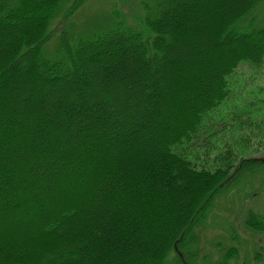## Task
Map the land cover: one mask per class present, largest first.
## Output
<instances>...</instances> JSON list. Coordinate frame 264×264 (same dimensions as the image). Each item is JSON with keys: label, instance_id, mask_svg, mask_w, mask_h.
Wrapping results in <instances>:
<instances>
[{"label": "trees", "instance_id": "16d2710c", "mask_svg": "<svg viewBox=\"0 0 264 264\" xmlns=\"http://www.w3.org/2000/svg\"><path fill=\"white\" fill-rule=\"evenodd\" d=\"M64 1L0 0V29L15 33L3 47L10 63L0 65V85L13 79L17 90H0V264H199L197 230L216 200L242 177L264 171V162L230 157L236 152L230 146L220 148L227 156L210 168H198L189 158L206 138L220 133V124L256 130L264 145V87L248 90L224 81L243 65L264 66V24L258 25L264 0H235L224 7L217 0H180L191 15L181 14L178 28L171 14L179 0H142L139 21L128 22L113 10L80 27L75 16L89 0H73L67 7ZM202 4L207 9L194 16ZM58 17L63 28L56 33ZM174 28L193 44L188 55L175 45ZM212 38L231 46L222 49ZM246 42L253 44L246 49ZM133 54L141 74L146 67L161 72L165 61L173 65V76L153 83L174 111L168 126L154 123L156 114L144 124L157 127L166 140L153 146L140 141L138 147V133L109 131L113 119L101 110L87 119L70 116L77 113L74 107L99 109L110 99L98 85L83 100L81 86L71 91L92 63L112 60L103 71L107 77ZM24 73L30 77L19 82ZM135 84L143 91L141 79ZM60 85L71 88L60 93ZM42 91L64 97L57 110L63 123L57 116L51 120L42 104H30L18 117L23 97L30 93L35 102ZM114 97L122 105L143 102L140 93ZM210 117L213 126L201 131ZM86 129L81 142L71 143ZM247 137L239 142L245 144ZM41 194L46 202H37ZM246 227L264 233V214L251 212ZM238 252L228 248L218 264H231Z\"/></svg>", "mask_w": 264, "mask_h": 264}, {"label": "rangeland", "instance_id": "374dc122", "mask_svg": "<svg viewBox=\"0 0 264 264\" xmlns=\"http://www.w3.org/2000/svg\"><path fill=\"white\" fill-rule=\"evenodd\" d=\"M70 1L73 0H65L63 5L66 7L69 6ZM219 2L223 3L224 5L222 6L224 7L232 6V4L234 5L235 0H217L216 3L219 4ZM141 3L142 0H130L129 2H127V0H89L76 14L75 23L80 27L85 25L89 20H101L106 17V15H110L113 10L121 11V15L127 19L128 22H134L135 20L139 21L140 19L138 18L140 17V13L142 11L140 6ZM199 7V9H195V11H193L192 14H194V16L199 13L202 14L203 11L207 9V5L204 4ZM189 11L188 5L185 2L180 0L175 2L171 14L173 22H176L175 28L182 25L183 18L180 17V15L183 13L188 14ZM189 15H191V13H189ZM258 15V25L261 26L264 24V7L263 9L258 10ZM55 25L56 33L62 30L63 21L61 17H58ZM175 28L173 34L175 45L177 47L180 46L184 50L183 55H188V51H192L194 49L193 44L190 41H187L186 37L181 35L182 33H176ZM0 31V65L4 66L10 62L6 59V54L8 52L5 51L3 47L6 43L8 44L9 39L14 37L15 33L6 28H2ZM212 39L213 42L217 43L222 49H228V47L231 46V44L226 42V40L225 42L220 43V41L214 38ZM252 44V42H246V49ZM200 54L205 56V53L203 52ZM170 58L172 61L173 54H170ZM126 59V62L123 64H119V62H117V70L113 72L108 71L107 77H104L103 71L112 66V60L107 59L106 61L92 63L87 72L85 74H81L79 82H73V89H71V91L74 92V85L81 86L82 94L78 95L79 100H83V96L87 94L89 90H93L97 85L100 86L99 88L100 90H103L104 94H108L110 99H108V101L102 100L99 105V109L94 107L89 110L82 111L78 110V107H74L77 113L70 116L73 117V119H87L95 116L97 113L95 112L96 110H101L103 112V117L106 116L105 113H109L113 119V124L109 131L114 130V132L116 131L119 134H131L134 132L140 134L138 147H143L141 142L143 144L153 146L156 145L158 139H162V142L166 141L161 136H158L159 132L155 130L157 127L146 129L144 124L148 119H152V114L157 115V118L153 119V122L157 125L168 126L169 124L166 122V119H168L170 115L172 116L174 111L172 114L170 113V110L172 109L169 108L170 106L167 107L169 101L166 102L164 99L158 97L160 91L154 87L153 83L155 79L162 76H173V65L168 62L166 63L165 61L162 65L163 67L161 72H151L148 67H146L143 69L145 73L141 74L140 71H135V68L137 69L138 66V55L133 54L132 56L130 55V57L127 55ZM137 73L140 75L139 77L137 76ZM29 77V74H21L19 75L18 81L27 80ZM140 79L144 83L143 91L140 87H137L136 84L134 85V82L137 80L140 81ZM10 80L11 81L8 84H5V81L1 83L0 90L7 91L10 94L16 93V80ZM232 80L235 82L237 81L241 88L243 87L248 90H253L259 86L264 87V66L261 69H251L249 66L243 65L236 71V73H233L230 78L225 79L224 81L227 83ZM59 87L61 88L60 93L67 91L66 89L68 88L62 85ZM108 88H111V92L105 93V90ZM160 88L163 89L164 87ZM151 91L155 94L154 97L150 96ZM116 93L125 94L127 96H131L133 94L138 95L140 93L143 96V102L140 103L137 100H131L126 105H122L118 103V100L114 97ZM29 94L30 93L23 97L25 101L17 109L18 112H20L18 116L19 118L25 116L26 108L30 104L34 103L39 104L40 106L42 104L48 107L50 114L49 118L54 120L53 118H56L57 116L59 122L63 123L62 120L64 119L58 116L59 111H57L59 110L58 104L60 101H65L61 94L50 96L42 91L38 95L35 102L30 100ZM262 97H264L263 94ZM171 103L175 106L174 102ZM229 108L230 107H228V109ZM66 116L69 117V115ZM62 117H64V114ZM28 120L30 123H34L36 119L30 118ZM208 121L209 123H207V125L204 124V126L201 127V131L211 129L214 124L213 118H208ZM219 128L221 131L218 135L213 138H206L203 143V148L195 149V152L189 156L190 160L195 161L198 168H210L215 162H217V159L227 156L220 151V148L225 147H233L235 149V153L229 154L232 155L230 156L232 158L234 156H238L239 158L244 156L246 159H253L258 162L264 160V145L259 142L261 138L255 136L257 132L256 130L252 129L249 131L235 125L228 129L227 127L223 128L222 124L219 125ZM88 131V129L82 130L78 138H74L75 140L73 139L71 143L81 142L82 138L88 133ZM242 136H248L245 144H242L241 141L239 142V140L242 139ZM161 147L162 144L160 148ZM106 158L108 161H114L110 154H108ZM90 166H92V164H90L89 167ZM34 173L35 172L32 174ZM238 184L234 188L230 189L232 190L231 192L228 194H222L216 200L208 220L197 230L199 236L201 237L197 263L218 264L223 259L228 248L235 247L238 249L239 254L238 257L231 262V264H264V233L253 232L246 227V221L251 212L260 215L264 214V171L260 170L257 171V173H251L249 176L242 177ZM36 200L40 203L46 202V198L42 194L38 195ZM14 201L15 200L12 197L10 203L12 204ZM34 217L38 218L37 215L33 216V218ZM15 219L19 220L17 218ZM232 237H236L238 240L232 241ZM258 256H260V260L257 259Z\"/></svg>", "mask_w": 264, "mask_h": 264}, {"label": "water", "instance_id": "95a60500", "mask_svg": "<svg viewBox=\"0 0 264 264\" xmlns=\"http://www.w3.org/2000/svg\"><path fill=\"white\" fill-rule=\"evenodd\" d=\"M177 248V247H176Z\"/></svg>", "mask_w": 264, "mask_h": 264}]
</instances>
